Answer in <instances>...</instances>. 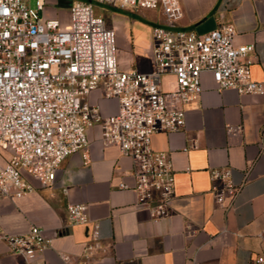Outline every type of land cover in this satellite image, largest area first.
<instances>
[{"label":"crops","instance_id":"1","mask_svg":"<svg viewBox=\"0 0 264 264\" xmlns=\"http://www.w3.org/2000/svg\"><path fill=\"white\" fill-rule=\"evenodd\" d=\"M69 3L44 0V7L55 9L50 17L65 26ZM178 3L181 16L172 28L203 33L230 24L235 43L253 42L247 53L250 77L264 80V0ZM138 9L150 14L147 29L168 26L159 8ZM128 23L133 32L142 27L132 19ZM122 24L108 25L118 32ZM137 38L140 45L142 38ZM132 63L141 71L152 66L137 50ZM160 80L162 88L173 85L170 74ZM199 83L198 95L182 104L183 127L150 137L153 149L168 153L173 171L174 198L167 214L154 218L147 208L131 205L129 157L115 143L102 142L97 126L90 127L87 145L61 161L52 184L40 186L30 179L32 191L0 199L4 231L21 232L34 223L50 237L49 246L32 258L0 241V264H75L84 258L93 224L97 239L84 258L88 264H255L256 255L264 257V92L217 90L208 71L200 72ZM85 98L102 113L115 109V100L103 97L99 88ZM211 168L227 173L211 178ZM216 190H223L221 202ZM71 202L86 204L85 222L69 221L66 204Z\"/></svg>","mask_w":264,"mask_h":264},{"label":"built area","instance_id":"2","mask_svg":"<svg viewBox=\"0 0 264 264\" xmlns=\"http://www.w3.org/2000/svg\"><path fill=\"white\" fill-rule=\"evenodd\" d=\"M90 1H70L67 24L60 26L56 17L42 19L44 0H34L33 8L26 0H0V199L32 191L30 179L40 186L52 184L61 161L85 148L87 129L97 126L101 141L115 143L130 159L131 205L159 218L174 198L173 171L168 153L151 147V134L183 127L182 104L198 95L200 72L211 73L217 90L264 92V80L249 74L247 53L253 42L235 43L230 24L203 33L172 28L181 16L178 0H96L159 8L168 25L150 27L152 68L120 70L114 31ZM162 74L172 75L171 87H161ZM95 88L115 100L114 110L102 113L85 98ZM226 173L209 170L211 178ZM215 197L221 202L223 190H216ZM66 210L70 222L87 220L84 202L67 203ZM96 239L93 224L84 258ZM0 241L32 258L49 246L50 237L30 223L21 232L0 227ZM84 258L75 264H88ZM253 262L264 264V257L256 255Z\"/></svg>","mask_w":264,"mask_h":264},{"label":"rangeland","instance_id":"3","mask_svg":"<svg viewBox=\"0 0 264 264\" xmlns=\"http://www.w3.org/2000/svg\"><path fill=\"white\" fill-rule=\"evenodd\" d=\"M72 1V0H70ZM27 6L33 8L34 0H26ZM92 10L95 14H98L102 17L106 26L110 24L117 23L119 21L124 22L125 28H119L118 32L114 31V45H115V64L117 69L120 70H131L137 69L132 63V58L136 55V50L139 51L144 57L148 58L149 62L152 63V54H151V45L153 38L150 33V29L146 27L149 24L150 14L144 13L139 10V7L130 8V7H118L113 4L103 3L96 0L90 1ZM107 5L114 6L115 8H110ZM54 4V8H55ZM55 9H48L47 6L44 7L42 19L53 16ZM128 11V12H125ZM122 16L121 19L118 16ZM135 20L140 22L142 27L133 32L131 25H129V20ZM109 24V25H108ZM110 27V26H109ZM137 32V34L135 33ZM141 37L142 41L139 45L136 41L137 37ZM143 41H146L148 44H143ZM152 66L150 68H152ZM138 70V69H137Z\"/></svg>","mask_w":264,"mask_h":264}]
</instances>
